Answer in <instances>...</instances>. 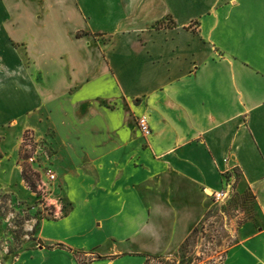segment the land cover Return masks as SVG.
Returning <instances> with one entry per match:
<instances>
[{"label":"crops","instance_id":"obj_1","mask_svg":"<svg viewBox=\"0 0 264 264\" xmlns=\"http://www.w3.org/2000/svg\"><path fill=\"white\" fill-rule=\"evenodd\" d=\"M24 133L61 186L34 264L167 259L228 170L263 230L221 264H264V0H0V191L20 200Z\"/></svg>","mask_w":264,"mask_h":264},{"label":"rangeland","instance_id":"obj_2","mask_svg":"<svg viewBox=\"0 0 264 264\" xmlns=\"http://www.w3.org/2000/svg\"><path fill=\"white\" fill-rule=\"evenodd\" d=\"M102 105L112 106L111 102L104 101ZM134 122L137 127V118H134ZM32 154H37L41 165L52 166L50 168L59 178L51 158L52 149L47 142H35L29 133H24L19 142L17 162L21 172L28 167L23 164V158ZM223 176L224 179L227 178L225 173ZM229 178L227 182L232 184L227 201L221 205L211 202L210 213L203 220L206 221L191 234L185 247L167 259L146 258L143 264H220L228 249L238 244L239 231L245 224L253 222L254 225L245 235L257 236L263 229L259 230L260 226L255 222L257 214L254 197L248 189L239 185L240 178L236 171L231 170ZM39 184V178H37L34 191L25 184L29 191L25 194L27 200H20L12 194L0 191V264L35 263V258L29 251L41 246L37 240L39 223L41 220H52L49 214L55 210L54 203L57 204L61 200L59 190L56 189V186L61 188L60 184L52 185V190L50 187L45 188V192L38 190ZM205 194L210 196L208 192ZM85 226L86 223H82L75 225L74 229L79 230ZM106 231L113 230L109 228ZM56 234V230L45 231V235L49 237L57 236ZM89 243L90 246L91 241ZM19 256L21 260L16 261Z\"/></svg>","mask_w":264,"mask_h":264},{"label":"built area","instance_id":"obj_3","mask_svg":"<svg viewBox=\"0 0 264 264\" xmlns=\"http://www.w3.org/2000/svg\"><path fill=\"white\" fill-rule=\"evenodd\" d=\"M137 129L141 133V135H143L144 137H147L150 135L151 132H150V128L148 125L147 117L145 115H142L137 119ZM22 162L23 164H26L29 167L31 172L37 175V178H39L40 184L38 185V190L45 192L46 191L45 188L46 189L49 188L50 185L56 180L57 176L55 172L53 171V169H51L50 166L41 165L37 154L26 156L25 158H23ZM230 173H231V170H228L225 172L227 176H230ZM228 179L230 178L228 177ZM227 180H225L224 187L221 190L210 193L209 197L212 200V202L216 205L223 204L225 201H227L229 197L232 183L227 182ZM60 213H61L60 210L50 212L49 217H51L52 219H56L60 217Z\"/></svg>","mask_w":264,"mask_h":264},{"label":"trees","instance_id":"obj_4","mask_svg":"<svg viewBox=\"0 0 264 264\" xmlns=\"http://www.w3.org/2000/svg\"><path fill=\"white\" fill-rule=\"evenodd\" d=\"M21 176L23 178L24 183L27 185V187H29L31 190L34 191L35 188H36L35 182H36V179H37V175L35 173L31 172L29 167H27L26 170H23L21 172ZM228 177L229 176H227V178ZM227 178L225 180H227ZM195 231H196V229L193 232H195ZM188 240H189V238H187L186 241L180 246L179 250L185 247V245L188 242Z\"/></svg>","mask_w":264,"mask_h":264},{"label":"bare ground","instance_id":"obj_5","mask_svg":"<svg viewBox=\"0 0 264 264\" xmlns=\"http://www.w3.org/2000/svg\"><path fill=\"white\" fill-rule=\"evenodd\" d=\"M209 194L211 193V192H208Z\"/></svg>","mask_w":264,"mask_h":264}]
</instances>
